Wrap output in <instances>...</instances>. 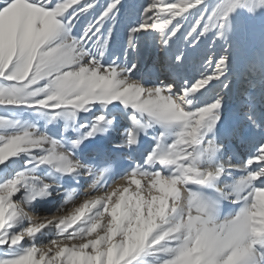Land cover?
I'll return each mask as SVG.
<instances>
[{
	"label": "snow or ice",
	"instance_id": "1",
	"mask_svg": "<svg viewBox=\"0 0 264 264\" xmlns=\"http://www.w3.org/2000/svg\"><path fill=\"white\" fill-rule=\"evenodd\" d=\"M0 264H264V0H0Z\"/></svg>",
	"mask_w": 264,
	"mask_h": 264
},
{
	"label": "bare ground",
	"instance_id": "2",
	"mask_svg": "<svg viewBox=\"0 0 264 264\" xmlns=\"http://www.w3.org/2000/svg\"><path fill=\"white\" fill-rule=\"evenodd\" d=\"M85 190H86V191L89 190L88 185H85ZM81 199H83V198H81ZM87 211H88V210L85 211V215H87ZM62 214H63V213L58 214V215H62ZM47 215H49V214L46 213V212H40V213H38V214H36V213H30L31 219H32L33 222H35V223H40V222H42V218H43L44 216H47ZM69 230H71V229H69Z\"/></svg>",
	"mask_w": 264,
	"mask_h": 264
}]
</instances>
